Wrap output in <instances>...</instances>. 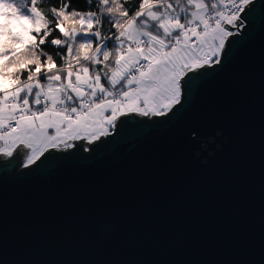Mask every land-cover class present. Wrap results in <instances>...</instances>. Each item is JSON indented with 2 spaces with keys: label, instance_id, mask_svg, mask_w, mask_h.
<instances>
[{
  "label": "water",
  "instance_id": "1",
  "mask_svg": "<svg viewBox=\"0 0 264 264\" xmlns=\"http://www.w3.org/2000/svg\"><path fill=\"white\" fill-rule=\"evenodd\" d=\"M241 15L166 117L0 170V264H264V0Z\"/></svg>",
  "mask_w": 264,
  "mask_h": 264
},
{
  "label": "snow or ice",
  "instance_id": "2",
  "mask_svg": "<svg viewBox=\"0 0 264 264\" xmlns=\"http://www.w3.org/2000/svg\"><path fill=\"white\" fill-rule=\"evenodd\" d=\"M251 3L0 0V170L39 168L121 117H166L222 64Z\"/></svg>",
  "mask_w": 264,
  "mask_h": 264
},
{
  "label": "trees",
  "instance_id": "3",
  "mask_svg": "<svg viewBox=\"0 0 264 264\" xmlns=\"http://www.w3.org/2000/svg\"><path fill=\"white\" fill-rule=\"evenodd\" d=\"M80 2L82 3V0H80ZM81 10H83V8H81ZM103 30L104 31H107V26L105 25V26H103ZM112 31L114 32L115 31V29H112Z\"/></svg>",
  "mask_w": 264,
  "mask_h": 264
},
{
  "label": "built area",
  "instance_id": "4",
  "mask_svg": "<svg viewBox=\"0 0 264 264\" xmlns=\"http://www.w3.org/2000/svg\"><path fill=\"white\" fill-rule=\"evenodd\" d=\"M240 28H241V27H240ZM230 30L233 31V33H234V32H237L238 29H230ZM61 149H62V148H61Z\"/></svg>",
  "mask_w": 264,
  "mask_h": 264
},
{
  "label": "rangeland",
  "instance_id": "5",
  "mask_svg": "<svg viewBox=\"0 0 264 264\" xmlns=\"http://www.w3.org/2000/svg\"><path fill=\"white\" fill-rule=\"evenodd\" d=\"M103 137V136H102ZM79 141V140H78ZM75 142H77V141H75ZM83 142H87L86 140H83ZM88 143V142H87ZM88 144H90V143H88ZM87 147V146H86Z\"/></svg>",
  "mask_w": 264,
  "mask_h": 264
}]
</instances>
